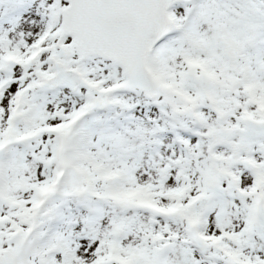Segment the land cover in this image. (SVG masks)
Returning <instances> with one entry per match:
<instances>
[{
    "label": "snow or ice",
    "instance_id": "obj_1",
    "mask_svg": "<svg viewBox=\"0 0 264 264\" xmlns=\"http://www.w3.org/2000/svg\"><path fill=\"white\" fill-rule=\"evenodd\" d=\"M0 264H264V0H0Z\"/></svg>",
    "mask_w": 264,
    "mask_h": 264
}]
</instances>
